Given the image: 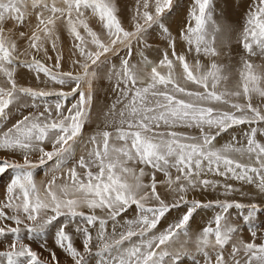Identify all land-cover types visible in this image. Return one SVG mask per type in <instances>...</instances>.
Masks as SVG:
<instances>
[{"label": "snow or ice", "instance_id": "1", "mask_svg": "<svg viewBox=\"0 0 264 264\" xmlns=\"http://www.w3.org/2000/svg\"><path fill=\"white\" fill-rule=\"evenodd\" d=\"M177 7L136 0L126 27L119 0H0V176L10 180L0 264H62L56 249L63 264H264V0L241 3L239 29L216 0H193L173 32ZM32 17L30 31L5 27ZM153 30L164 41L155 60L145 51ZM233 42L229 87L218 59H232ZM19 68L38 86L19 83ZM101 80L111 103L85 139ZM14 105L32 111L7 126ZM46 165L51 179L38 184ZM197 192L216 196L190 198ZM173 210L180 216L161 230ZM201 210L212 216L193 234ZM51 229L54 247L41 240L38 253L32 243Z\"/></svg>", "mask_w": 264, "mask_h": 264}, {"label": "rangeland", "instance_id": "2", "mask_svg": "<svg viewBox=\"0 0 264 264\" xmlns=\"http://www.w3.org/2000/svg\"><path fill=\"white\" fill-rule=\"evenodd\" d=\"M136 0H119V4L122 10V16L124 18L125 26L130 27L129 19L132 15V9L133 6L135 5ZM218 4L222 8H225L228 15L231 17V20L233 21V27L239 29L240 25L242 24V14H243V8L240 7L241 3L247 4L248 0H216ZM193 3V0H178L179 7L174 9L173 14L171 15L169 19V25L172 29L173 32H175V29L184 22L185 17L187 16L188 11L191 8V5ZM35 21V18L32 17V21ZM33 21V22H34ZM10 24H6V28H12L15 33H19L21 31H30L31 24H29L28 27H20L16 24V22H12ZM90 25L97 31H99V26L96 24L95 20L90 21ZM9 26V27H8ZM29 29V30H28ZM8 35H12V33H6ZM235 37H233V40ZM21 45H23V41L20 42ZM149 43H151L152 47L149 49H146V54L149 56V59H157L158 57V51L157 49H162L164 47V41L162 37L160 36L159 32L153 30L150 37H149ZM62 50H63V56L64 60L62 61L63 65V70H68L70 68V60L68 59L72 43H71V38L67 36L66 33L62 34ZM240 50V46L233 42L232 44V59L229 60V57L227 55H223L218 59L219 63L228 65L229 67L226 68V71H230V79L228 81V86L231 87L233 82L237 79V74L235 72V68L237 67L236 61L238 60V56L236 53ZM224 52H227L228 49H223ZM49 54L53 56V60L49 61L48 63H54L55 59V53H52L51 50H49ZM227 56V57H226ZM25 59H31V57H24ZM138 59V57L135 56L134 54V62L135 60ZM255 62L260 63L261 61L258 58H253ZM17 76H18V81L19 83L25 85V86H33L37 87L39 82L35 79V74L28 71L27 69L24 68H19L17 70ZM41 79H45L43 77V74H41ZM61 86L59 85H53L49 84L48 88L49 89H59ZM97 88V93L96 97L94 100V112H93V120L90 122L86 128H85V139H87L88 135H91L94 130H96L98 127H103L104 126V115L103 113L107 110V106L111 103V97H110V86L109 84L101 80L97 83L96 85ZM67 90V89H65ZM109 94V95H108ZM50 100H53L54 98H49ZM256 101L254 100V103ZM29 111H32L31 107H16L15 105L11 109V116L10 118L5 121L4 123L7 126H10L14 121L17 119L21 118L22 115L27 114ZM241 128H246L247 126H240ZM183 131V129H181ZM230 131H238V129L230 130ZM219 139V138H218ZM230 139V136L225 133L223 139L219 140V144H224ZM2 154V153H0ZM82 154L81 151H78L77 156ZM52 173L50 172V168L48 165L44 166L41 169H38L36 171V180L37 183L40 184L42 182H46L49 179H51ZM56 175H61L60 173H56ZM147 179V178H146ZM157 179H163V176L161 174L157 175ZM9 174L6 173L3 176H0V200L6 199V191H7V186L9 185ZM232 183H238V182H232ZM251 188V186H248ZM158 191L162 193V195H167L164 193L163 188L158 185ZM190 198L195 197V198H208V199H213L215 198L216 194L215 193H205L204 197H201L200 193H190L189 194ZM170 198V197H168ZM232 198V197H230ZM238 198V197H236ZM180 211L181 210H173L171 213H169L166 217L161 222V225L159 226L160 229L162 230L163 228L167 227L168 224L175 222L178 217L180 216ZM212 216L211 211L205 212L204 210H201L198 212V214L194 215V218L192 221H190V229L193 234H196L199 230L203 228L205 225V222L210 219ZM261 221H264V217H261ZM260 221H257V224H259ZM54 229L49 230L47 233L46 237H41L40 239L34 241L32 243V247L34 250H36L38 253L42 252V248L39 246L41 244V240H45L47 242V245L49 244L50 246L48 247H54ZM243 238L246 241H251L252 237L249 232L245 231L242 233ZM257 243H260L259 240L256 241ZM37 243V244H36ZM77 246H79V242L77 241ZM3 247V246H0ZM57 254L59 255L62 264L65 260L64 254L59 250L56 249ZM43 256H47V252L43 253Z\"/></svg>", "mask_w": 264, "mask_h": 264}, {"label": "bare ground", "instance_id": "3", "mask_svg": "<svg viewBox=\"0 0 264 264\" xmlns=\"http://www.w3.org/2000/svg\"><path fill=\"white\" fill-rule=\"evenodd\" d=\"M33 21H34V20H33ZM33 21H32V18H31V23H32V24L30 23L31 25H34V24L36 23V21H34V22H33ZM12 22H13V21H9L7 24H10V26H11L12 24H14V23H12ZM14 25H15V24H14ZM8 27H9V26H8ZM28 30H29V29H28ZM30 30H31V28H30ZM226 57H227V56H226ZM108 95H109V94H108ZM42 238H43V237H42ZM43 239H44V238H43ZM36 244H37V243H36ZM48 246H50V245L48 244Z\"/></svg>", "mask_w": 264, "mask_h": 264}]
</instances>
